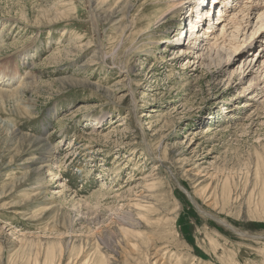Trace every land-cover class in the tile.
Listing matches in <instances>:
<instances>
[{"label":"rangeland","instance_id":"obj_1","mask_svg":"<svg viewBox=\"0 0 264 264\" xmlns=\"http://www.w3.org/2000/svg\"><path fill=\"white\" fill-rule=\"evenodd\" d=\"M168 1L0 0V89L35 82L0 103V264H264L263 22L201 64Z\"/></svg>","mask_w":264,"mask_h":264},{"label":"bare ground","instance_id":"obj_2","mask_svg":"<svg viewBox=\"0 0 264 264\" xmlns=\"http://www.w3.org/2000/svg\"><path fill=\"white\" fill-rule=\"evenodd\" d=\"M243 1L242 0H169L168 4H167L168 9L165 12L166 13L165 16L168 14L169 15L172 14V16H173V14H175L176 11L178 14H182L181 13L182 10L185 9L184 7H186L187 5H190V8H189L190 12H188L190 14H187V16L188 15L192 16V15L196 14L194 19L188 18V20H186V22L187 21L190 22V24H189V27H191L190 29L186 28V27H182L183 21L178 22V23H180L179 24L180 28L176 30V32L178 34H175L177 36V38H176L177 41H179V40H181V38H183V36H184L183 33L186 31L190 37V46L187 45V47L185 49L181 48L180 52L182 51L183 53L188 54V55L194 54V56H197V58L200 57L201 64H204L205 62H207L206 54L211 55V53H212L211 51L215 48L213 46H216V49L214 51L217 53V55L220 53V49H221L220 46L221 45L224 49H226V42H227L225 40L226 36H227V38H229V41L231 42L230 45H233L235 36H237L239 29L242 28L243 23L246 24V26L250 25L249 20L253 17V14H255V15L259 14V17H261L258 19L257 25H259V23L263 22L262 24H260L261 27L257 32H255V34H259L260 36H263L264 35V19H262V18H264V0H246L245 2H243ZM231 2H233L232 5H231ZM230 5L232 8L231 10L228 9V6H230ZM223 6H224V8H223ZM206 7L208 9L211 8V11L210 12L207 11L208 13H205L204 8H206ZM218 8H221V10H218ZM224 9H225V11H224ZM56 14L60 15L62 13L58 11V12H56ZM216 17H218V21H217L218 23L222 22V24H221L222 25L221 35L219 36L220 38L218 37L217 41L219 39L220 40L223 39L222 40L223 42L222 43L215 42V44L212 45L211 44L212 42L210 40H214V38H215L214 36H216V35L218 36V31L215 32V30L217 28L214 27L215 26L214 24H216L214 19ZM204 18H207L208 20H204ZM212 20H213V23H212ZM207 24H208L209 28L207 30H204V28L202 26L207 25ZM231 28L234 29V31L229 32V30H231ZM192 30H194V31H192ZM255 37L257 39L258 36H255ZM167 42H169L168 38L163 39V43H167ZM251 46L253 47L252 44H251ZM263 46H264V44H262V47ZM224 49H222V50H224ZM244 49H245V47L242 48V50H244ZM206 50L208 51V53L205 52ZM262 52H264V48H263ZM234 54L239 55L240 51L238 53H237V51H234ZM260 58H261V56L257 59L256 62H258ZM171 59L173 60L175 58L172 57L169 60H171ZM235 60H236V58L233 60V62ZM233 62H231V59H228L226 61L225 65H231V64H233ZM255 65H256V63H255ZM255 65L253 67H255ZM241 66L242 65L240 64L239 67H241ZM240 72L245 73V71H243V70H241ZM29 75L30 74H26V76H27L26 79H25V77L21 79L20 85L17 88L8 89V90L0 89V103L4 104L5 103L4 100L6 98H12L14 100L15 105H17V108L19 110H21V106L24 103H27V102H24L23 96L27 93L28 89H31L35 85L34 80H32ZM4 78H5V76L0 78V86L3 84V82H1V81ZM255 79H257V78H255ZM8 84H10V83H8ZM245 89H246V87H245ZM247 91H250L248 95H251V94L255 95V96H247L248 99L255 98L256 96L262 94L264 92V81L256 83V84H254L253 81H249V85L247 86V89L245 91H243V93L247 92ZM244 106H252V104L249 103V104H245ZM23 107L26 110V112H28L30 110V109H28L30 106H28V108H27L23 105ZM201 129L202 130L200 132L198 131L197 133H195L196 136H199V135L208 136L209 134L213 133V131H214V129L212 130L211 127H209V126L203 127ZM13 131H14V133H16L15 130H13ZM75 145L76 144H73L72 146L68 147V149H70V150H68L67 154H70L73 151V149L76 148ZM53 153H54V148H53V150L52 149L49 150L46 157L51 158L53 156ZM48 171L50 172L49 175H51V171L50 170H48ZM140 205L141 204H138L137 206H140ZM125 217H127V216H125ZM130 217L127 218V222L131 228H134V227H136V224H133L135 220H132ZM128 224H126V225H128ZM132 234H134V233H132Z\"/></svg>","mask_w":264,"mask_h":264}]
</instances>
